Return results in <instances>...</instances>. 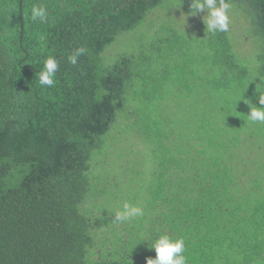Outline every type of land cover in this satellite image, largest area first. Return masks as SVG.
Here are the masks:
<instances>
[{
  "label": "trees",
  "instance_id": "16d2710c",
  "mask_svg": "<svg viewBox=\"0 0 264 264\" xmlns=\"http://www.w3.org/2000/svg\"><path fill=\"white\" fill-rule=\"evenodd\" d=\"M162 2L0 0V264H147L162 234L184 240L187 264H264V123L248 120L245 102L260 107L264 95V0H230L248 9L254 59L228 31L206 29L197 43L190 61L201 71L173 114L148 228L101 223L85 208L92 154L126 111L140 66L185 42L174 30L113 63L102 55ZM34 5L46 20L31 19ZM49 56L60 61L51 87L38 82Z\"/></svg>",
  "mask_w": 264,
  "mask_h": 264
},
{
  "label": "rangeland",
  "instance_id": "374dc122",
  "mask_svg": "<svg viewBox=\"0 0 264 264\" xmlns=\"http://www.w3.org/2000/svg\"><path fill=\"white\" fill-rule=\"evenodd\" d=\"M205 14H191V4L163 0L138 27L120 34L103 53L102 62L110 64L123 54L139 52L152 39L166 37L174 30L177 39L188 47L185 49L188 54H183L184 47L171 41V49L164 45L155 49L159 53L139 68L138 84L128 95L126 111L120 113L112 129L103 136L100 149L92 154L91 191L85 208L100 222L116 226L115 222L120 221L114 219L115 212L128 203L143 211L142 216L132 218L134 225L139 222V226L147 229L151 224L154 192L162 182L159 179L164 170L162 165L170 156L166 139L170 136L173 114L187 101L185 85L189 86L191 78L201 71L190 57L206 31ZM248 14L245 5L231 4L228 34L237 53L254 59L260 41L253 31L249 32Z\"/></svg>",
  "mask_w": 264,
  "mask_h": 264
},
{
  "label": "clouds",
  "instance_id": "9594fccd",
  "mask_svg": "<svg viewBox=\"0 0 264 264\" xmlns=\"http://www.w3.org/2000/svg\"><path fill=\"white\" fill-rule=\"evenodd\" d=\"M230 0H191V14L206 12L203 21L208 33L227 32L230 24ZM206 16V19L204 17ZM48 18L46 7L34 5L31 9V19L41 22ZM85 53L83 47L77 48L67 59L75 65L78 58ZM60 61L55 56H49L43 62V69L38 73V82L41 86L51 87L55 83V75L59 69ZM250 106L248 120L264 123V95L259 96L260 107H253L251 101L245 100ZM143 211L138 206L125 203L121 211L115 212L114 219L120 222L130 220L133 217L142 216ZM155 250V258H148L147 264H187L185 244L182 238L172 239L168 235H160L149 245Z\"/></svg>",
  "mask_w": 264,
  "mask_h": 264
}]
</instances>
